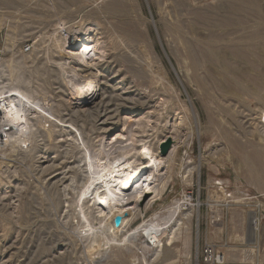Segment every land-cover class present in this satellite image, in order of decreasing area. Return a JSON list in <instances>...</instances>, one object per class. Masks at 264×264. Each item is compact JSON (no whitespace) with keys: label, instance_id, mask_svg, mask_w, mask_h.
<instances>
[{"label":"rangeland","instance_id":"374dc122","mask_svg":"<svg viewBox=\"0 0 264 264\" xmlns=\"http://www.w3.org/2000/svg\"><path fill=\"white\" fill-rule=\"evenodd\" d=\"M84 34L69 63L62 42ZM0 41V85L35 110L32 146H0V264H146L139 237L87 254L104 219L87 176L157 159L168 140L174 156L142 175L152 188L128 228L175 205L170 221L192 216L150 264H196L206 244L227 264H264V0H0Z\"/></svg>","mask_w":264,"mask_h":264},{"label":"bare ground","instance_id":"6f19581e","mask_svg":"<svg viewBox=\"0 0 264 264\" xmlns=\"http://www.w3.org/2000/svg\"><path fill=\"white\" fill-rule=\"evenodd\" d=\"M109 8H111V7L109 6ZM123 11H124V9H123ZM85 36H86L85 34L82 35L81 38L78 39L77 41L70 40L68 43L62 42V50L61 51H62V54L67 58L69 63H72V62L77 63L78 59H80V58H77L78 52L80 50H83V49H82V45H80L79 43L84 42ZM9 42H10L9 39L7 38V44H6L7 48H9V44H10ZM61 62H58V63H61ZM94 68L95 67L91 66L90 64H87L86 66H84V64H83V66L77 70L78 72L77 71L76 72L80 73V74H84V76L86 78L93 73ZM91 78H90V80H91ZM0 89L1 90L5 89V86H1ZM16 92L20 93L22 95V97H25V99H27V100L28 99L31 100V98H32L31 95L26 91L17 89ZM75 92H76V90H75ZM82 95H85V93H83ZM98 97L99 96L97 94H93L90 96L86 95V96H83V98H81L75 102L79 103L81 106L92 105V104L95 105ZM106 106L104 105V107H106ZM80 111H83V110H80ZM110 111L111 110L106 108L104 110L103 115L109 114L108 112H110ZM79 113L80 112H77V111L74 112L75 115L79 114ZM12 116L14 117V120L17 124H21V121L23 120V116L20 114V112L17 111V113L15 115L13 114ZM101 116H102V114H101ZM195 116L197 117L196 113H195ZM195 116H193V117H195ZM262 116L264 117V111H262V113H261V117ZM261 117H260L259 122L262 124L264 121L261 120ZM110 118H111L110 116L107 117V119H110ZM106 120L103 123L108 122ZM180 121H182V119H180ZM25 122L28 124V127L32 129L33 124H31L28 121H25ZM179 124L180 123H178V125ZM44 125H46V124H44ZM22 126H23V124H22ZM20 128H21V126H20ZM20 128H19V130H20ZM20 132L22 133L23 130H20ZM116 137H118V136H116ZM170 137H171V135H170ZM18 142L22 143L23 140H21L19 138ZM123 149H125V148H123ZM175 149H176V145L173 146L171 152L166 157L161 156L159 154L157 159H154L153 156L152 157L150 156L149 158H151L150 160H152L151 165H149L150 160L145 161L142 164H134L132 161H122L119 163L115 162V164L111 165V167H108V166H110V165H108L107 166L108 168L105 167L106 170L103 169V173H102V171H101V173L96 171L95 172L96 175L99 176L96 179H95V176L94 177L92 175L89 176V174H88V176H87L88 179H87L86 184L88 183V187L90 186L91 188H94L93 187L94 185L96 186V189H95L96 195H95V193H94L95 196L92 195L93 197L90 199V202L92 201L93 205H95V207H97V209H96V210H98L97 214H99L101 217L104 216V219L101 220V222H100V224L102 226L101 225L98 226L99 228L94 232H93V229L91 231V232H93L92 237L90 238L91 248L87 247V248H89L88 251H90V253H87V254H89L91 257H93V256L97 255L96 251L97 252L99 251L101 253L102 250L105 247L108 248L107 246H109V245L111 248L119 247L121 245H125V244L129 243L133 237H139L140 241L142 243H144V247L151 248L154 250V252L152 253L153 255L150 256L151 259H146L144 256V260H145L146 264H150V262L152 260H154V258H153L154 256L156 258L157 255L160 254V252L166 250L168 246L172 245V243H174L176 241V239L179 238L181 226L186 222L184 220L190 219L189 216H192V213L187 211L188 213H184L183 215H181L182 217L178 218L179 217L178 216L173 221H170L173 218V215L175 216L178 213V211L181 209V207H179L178 205H175V207L169 208L163 212H158V213L154 214V216L151 219L144 221L140 226H138L134 229H131V232L129 231L130 228H128V226L135 220V218L139 215V213L141 214V216L145 213V210L139 206V201L146 194V192L152 188V187H150L151 183H152L150 176H149L150 178H148L147 180L143 179L141 181V183L139 182L142 175L144 173H147L148 169L154 165H157V167H160V166L167 164V166H169V160H171V158L174 156ZM15 150H16V148H15ZM145 150H146V148H145ZM147 152L148 151L146 150V152H145L146 154L145 153L144 154L148 157ZM15 153H16V151H15ZM4 156H7V154L4 153ZM143 161H144V159H143ZM55 169L53 171H56ZM93 192H94V190H93ZM91 194H92V192L90 190L89 196ZM222 195H224L223 191H222ZM87 198L88 197H85L86 200H87ZM81 204H82V210H83L82 212H83V217H84L83 219L85 220V222H88L89 224H91L90 223L91 221L89 219V212H88L90 210V208L87 207L86 206L87 203L85 204V203H83V201ZM125 212H128L129 215L123 216ZM164 213H167V215H164ZM117 215L123 216L122 224L119 228L115 227V224H114V219ZM79 218H80V215H79ZM97 220L99 221V219H97ZM98 221H97V223H98ZM162 221L163 222L165 221L164 223L165 224L167 223V225H163L164 223ZM85 225H86V223H85ZM254 225L256 228H258L257 224H254ZM96 226H97V224H96ZM85 229H86V227H85ZM101 230H102V232H101ZM103 232H105L106 236H102V235H104V234H101ZM81 234H83V233H81ZM109 235L111 238L109 237ZM131 236H132V238H131ZM84 247L86 249V246H84ZM85 256H86V254H85ZM224 257L226 258V256H224ZM84 259H85V257H84ZM242 261H243V259H242ZM133 263L134 262H132V264ZM169 264H171V263H169Z\"/></svg>","mask_w":264,"mask_h":264},{"label":"built area","instance_id":"2783aa9c","mask_svg":"<svg viewBox=\"0 0 264 264\" xmlns=\"http://www.w3.org/2000/svg\"><path fill=\"white\" fill-rule=\"evenodd\" d=\"M31 49V45H26L24 50L29 51ZM1 41H0V64L2 63L1 58ZM1 88V85H0ZM20 112L23 116V120L21 124H17L14 120L13 114ZM34 107L32 105V101H28L24 97L21 96L20 93L15 91H9L8 89H0V146H12L17 143L20 145L21 150H28L32 146L31 135L34 130H31L27 126V130L23 133L20 132L19 128L22 124H25V121L33 124L34 118ZM27 119V120H26ZM261 120L264 121V117H261ZM48 121V120H46ZM261 124V123H260ZM18 125V126H17ZM264 127V122L261 124ZM33 129V128H32ZM23 140L22 143L18 142V139ZM32 143V144H31ZM216 187L223 191L224 198L227 201H232L235 196L233 192L229 189V183L227 181H215ZM193 198V197H192ZM187 201H191L190 198H184V202L182 204H186ZM187 206L183 207V210H186ZM257 219V218H256ZM212 220V222H215ZM258 223V220H257ZM197 264H227L225 261V257L222 253L218 251V249L211 244H206L203 246V249L199 255L197 260Z\"/></svg>","mask_w":264,"mask_h":264},{"label":"water","instance_id":"95a60500","mask_svg":"<svg viewBox=\"0 0 264 264\" xmlns=\"http://www.w3.org/2000/svg\"><path fill=\"white\" fill-rule=\"evenodd\" d=\"M171 149H172V140H168L162 146V150H161L162 155L163 156H167L170 153ZM142 205H143V203H142ZM128 215H129V213L125 212L123 216H128ZM123 216L122 215H117L115 217V219H114L115 227L119 228L121 226Z\"/></svg>","mask_w":264,"mask_h":264}]
</instances>
